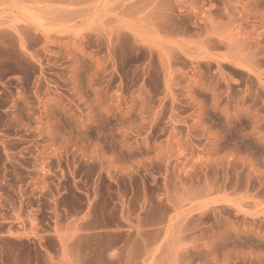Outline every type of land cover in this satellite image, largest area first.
Segmentation results:
<instances>
[{
	"label": "rangeland",
	"instance_id": "obj_1",
	"mask_svg": "<svg viewBox=\"0 0 264 264\" xmlns=\"http://www.w3.org/2000/svg\"><path fill=\"white\" fill-rule=\"evenodd\" d=\"M264 264V0H0V264Z\"/></svg>",
	"mask_w": 264,
	"mask_h": 264
},
{
	"label": "crops",
	"instance_id": "obj_2",
	"mask_svg": "<svg viewBox=\"0 0 264 264\" xmlns=\"http://www.w3.org/2000/svg\"><path fill=\"white\" fill-rule=\"evenodd\" d=\"M72 264H74V262H71Z\"/></svg>",
	"mask_w": 264,
	"mask_h": 264
}]
</instances>
